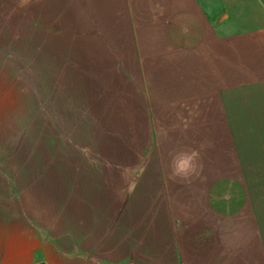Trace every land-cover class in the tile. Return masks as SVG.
<instances>
[{"label":"crops","instance_id":"crops-1","mask_svg":"<svg viewBox=\"0 0 264 264\" xmlns=\"http://www.w3.org/2000/svg\"><path fill=\"white\" fill-rule=\"evenodd\" d=\"M1 28L40 54L144 57L174 88L190 71L193 103L237 105L245 139L235 175L205 146L190 181L172 159L144 162L110 208L83 209L75 247L49 243L0 192V264H264V0H0ZM194 135L181 146L197 150Z\"/></svg>","mask_w":264,"mask_h":264},{"label":"rangeland","instance_id":"rangeland-1","mask_svg":"<svg viewBox=\"0 0 264 264\" xmlns=\"http://www.w3.org/2000/svg\"><path fill=\"white\" fill-rule=\"evenodd\" d=\"M43 52L0 40V192L49 243L75 247L83 209L110 208L144 162L190 152L181 146L188 131L200 155L205 146L237 173L245 139L237 105L215 92L212 102L193 103L182 87L190 71L174 88L165 73L146 70L144 57Z\"/></svg>","mask_w":264,"mask_h":264},{"label":"clouds","instance_id":"clouds-1","mask_svg":"<svg viewBox=\"0 0 264 264\" xmlns=\"http://www.w3.org/2000/svg\"><path fill=\"white\" fill-rule=\"evenodd\" d=\"M187 32V29H184ZM200 152L199 150H192L190 152H180L172 157L170 168L171 174L181 180L190 181V179L197 175Z\"/></svg>","mask_w":264,"mask_h":264}]
</instances>
